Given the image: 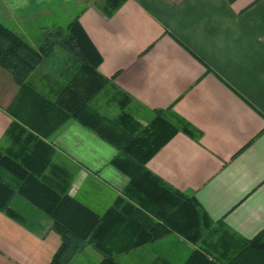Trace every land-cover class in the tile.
I'll return each instance as SVG.
<instances>
[{
    "label": "crops",
    "instance_id": "0c3cea01",
    "mask_svg": "<svg viewBox=\"0 0 264 264\" xmlns=\"http://www.w3.org/2000/svg\"><path fill=\"white\" fill-rule=\"evenodd\" d=\"M75 17L91 64L108 79L90 106L111 121L126 113L140 128L159 111L174 132L147 168L237 237L264 232V0H0V22L27 42ZM82 65L54 45L28 81L54 99ZM17 92L0 67V148L8 146L6 107ZM93 100L116 105V114ZM43 140L70 180L69 196L100 214L124 196L129 177L112 164L118 149L90 127L69 118ZM10 207L25 221L0 210V264H49L62 243L51 219L19 194ZM112 239L134 238L116 231ZM199 245L169 232L113 256L118 264H198ZM102 258L84 243L68 264Z\"/></svg>",
    "mask_w": 264,
    "mask_h": 264
},
{
    "label": "trees",
    "instance_id": "16d2710c",
    "mask_svg": "<svg viewBox=\"0 0 264 264\" xmlns=\"http://www.w3.org/2000/svg\"><path fill=\"white\" fill-rule=\"evenodd\" d=\"M83 39L76 17L66 28L47 32L36 48L0 22V67L10 72L18 85L6 107L13 119L6 130L8 146L0 148V210L24 222L10 207L11 199L19 194L51 219L62 243L49 264H68L84 243L102 253L99 264H118L114 253L169 232L200 242L192 256L198 264H264V232L248 240L237 237L211 221L194 196L173 188L147 168V159L174 132L159 111L147 127L140 128L126 113L118 122L111 121L90 106L108 79L91 64ZM54 45L72 53L83 65L81 75L51 99L38 91L28 76ZM69 118L78 119L114 145L118 154L112 164L129 177L124 196L102 214L68 195L70 180L63 177L66 173H58L60 166L51 163L52 149L49 151L43 140ZM116 231L118 236H133V242L116 244L112 239Z\"/></svg>",
    "mask_w": 264,
    "mask_h": 264
},
{
    "label": "rangeland",
    "instance_id": "374dc122",
    "mask_svg": "<svg viewBox=\"0 0 264 264\" xmlns=\"http://www.w3.org/2000/svg\"><path fill=\"white\" fill-rule=\"evenodd\" d=\"M6 26V25H5ZM67 24H64L62 23V26H54V27H46L44 28V35L41 36V35H38V36H30L29 39H28V42H33L34 44L37 43V44H40L44 37H45V34L49 31H51V33H54L56 31V29L58 27H62V29L66 28ZM8 27V26H7ZM11 29V28H10ZM12 30V29H11ZM13 31V30H12ZM15 32V31H14ZM16 33V32H15ZM18 34V33H17ZM23 37V36H22ZM93 104L104 114L112 117L116 114L117 112V107L116 105H109V106H106V105H103V103H98L96 102V100H93Z\"/></svg>",
    "mask_w": 264,
    "mask_h": 264
}]
</instances>
